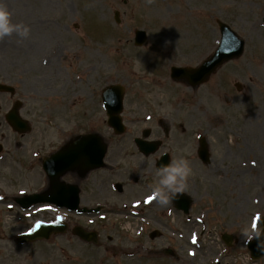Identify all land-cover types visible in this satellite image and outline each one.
Here are the masks:
<instances>
[{"label":"rangeland","instance_id":"rangeland-1","mask_svg":"<svg viewBox=\"0 0 264 264\" xmlns=\"http://www.w3.org/2000/svg\"><path fill=\"white\" fill-rule=\"evenodd\" d=\"M4 2L13 22L31 29L26 40L18 42L15 34L0 40V73L24 102L33 147L46 144L44 153L80 133H98L112 141L108 155L113 160L132 154L127 174L137 175L143 189L144 182L155 183V169L129 139L148 128L149 138L163 144L158 152L190 161L193 174L186 191L195 201L191 219L158 204L166 218L156 223L123 212L128 192L110 197V211L82 216L50 206L23 211L7 197L0 204V264H264V256L253 260L242 243L249 224L256 226L264 216V0ZM218 21L243 38L242 54L195 87L172 79L171 66L195 67L214 51L220 41ZM136 29L147 34L140 46L134 44ZM110 84L124 88L122 134L108 127L102 106L101 90ZM199 136L208 144V163L197 156ZM22 154L26 156V147ZM38 163L0 193L43 187L46 175ZM98 168L83 184L88 193L91 188L97 192L91 179L98 184V172L101 176L108 170ZM74 179L73 174L64 176L67 184ZM85 202L92 203L90 197ZM65 218L70 225L96 230L98 241L87 242L70 228L32 243L7 239L35 221ZM153 228L161 235L150 238ZM223 232L234 235L230 245L221 239ZM167 247L174 255L163 252Z\"/></svg>","mask_w":264,"mask_h":264},{"label":"flooded vegetation","instance_id":"flooded-vegetation-1","mask_svg":"<svg viewBox=\"0 0 264 264\" xmlns=\"http://www.w3.org/2000/svg\"><path fill=\"white\" fill-rule=\"evenodd\" d=\"M24 107V102L23 100L18 96V92L16 90V86L11 82L7 80L2 79V74L0 73V189H3L7 191L8 188H12L15 185L18 184V179H19V173H29L34 170L36 162H39L38 165L46 175V180L43 185V187L35 190V191H25L22 193L16 192L9 194H2L0 193V204H3L6 202V198L10 197V203L12 206H14L16 209H21L19 206L18 199L20 196H23L25 194H31L34 192H45L46 195H52L51 194V184H50V179L47 177V172L44 171L43 168V163L46 159H51V156L57 152L60 151L63 147H65L70 141L74 138L71 137L69 139H65L63 143L57 147H48L44 153H41V149L46 146V144H43L39 148L33 147V134L32 132V123L31 121L24 117V113L22 111ZM14 121H20V125H15L14 126ZM159 124H162V120H159ZM164 131H165V136H167L168 132V126L167 125H162ZM111 129V128H110ZM112 130V129H111ZM126 130V129H125ZM144 130H148L149 135H150V129L144 128L141 131V135H136L132 136L129 141L134 144V148L139 154V156H143L150 158V163L156 169L158 167L159 161L162 159V155L164 153H168L167 150H163L158 152V148L163 146L162 143L158 146V148L149 153L145 154L143 153L139 147H138V140H154L152 138L145 137L142 135ZM82 134V133H80ZM30 135V137H29ZM123 138L121 135H115ZM104 142L106 143V152L104 155V163L100 168H107V172H104L101 176H99L98 172V177H99V182L98 184L95 183L96 179L92 178L91 179V184L96 187L97 192H93L92 188L90 189L91 191L88 193L87 190L83 189V184L88 183L89 175L97 170L99 168H90L88 170H84L82 167V163L78 162L76 163L75 166L69 167L66 169L64 172H62L61 180L67 183L68 181L64 180V176L66 174H73L75 179L71 183V185L75 186L76 189V196L78 197V203L80 208H90L94 209L97 208V212L94 213H88V212H74V214H77L79 216H82L84 214L89 215V214H97L99 212H108L110 211L108 209V204L110 201V197L117 193L118 195H122L126 192H128L130 195V198L126 200L127 204H124V207H128L127 211L125 212L126 215L130 217H141L142 219L145 220H150L151 222H156L159 223L163 219L166 218V213L161 210L162 207H160L156 201V199L151 195L152 192V187L155 183L152 182H144L143 184V189H141V186L139 185V179L138 176H132L131 178L128 177V170L130 168V158H132V154L129 155L128 153L125 154L124 160H113L109 155H108V149L110 148L111 140H106L105 138ZM26 140V141H25ZM198 137V141H199ZM26 147V156L23 154L19 157L18 153L20 151H23ZM156 152L157 155H156ZM156 155V156H155ZM168 163L171 160L170 154L168 153ZM153 156V157H151ZM129 157V159H128ZM37 159V160H35ZM148 177V175L146 176ZM151 177L156 178L155 175ZM84 180V181H83ZM126 181V186L122 184V181ZM156 180V179H155ZM121 182V183H120ZM104 184V187L98 186ZM98 186V187H97ZM3 187V188H2ZM74 189V190H75ZM11 190V189H10ZM12 191V190H11ZM66 192V193H65ZM71 192V191H70ZM85 192V194L83 193ZM69 190H64V196L67 197L69 196ZM183 194V193H181ZM179 194V195H181ZM184 194H188L191 196L192 201H191V207L192 204L195 201V198L192 194L191 191H186ZM183 194V195H184ZM90 197V201L92 203H86L85 201L87 198ZM149 197H152L151 200H149ZM180 197L177 196L170 204H168L167 208H173L177 214H181L186 216L188 219H191V214L190 210L189 213H183L182 209L177 208L176 205L179 204L178 199ZM183 198V196H181ZM180 198V199H181ZM145 201H148L147 203ZM43 205H52L54 207H57L54 203H43L40 205H37L35 207L43 206ZM11 205H9L7 208L8 211H10L12 208ZM34 207H31V209ZM22 210V209H21ZM82 210V209H81ZM159 211V212H156ZM66 213L73 214L72 212L65 210ZM150 212H153V216L150 217L148 215ZM48 220V219H47ZM53 221V219H49L48 222ZM65 222L68 228H70V232H72V228L75 225L79 224H71V221L69 218H65ZM81 226V225H79ZM1 228V225H0ZM27 229H24L23 231H26ZM154 230H157L156 228L151 229L148 232V235H150L151 232ZM22 231V232H23ZM96 232L97 235V241H98V232L96 230H92ZM159 234V231L156 232V235ZM1 235V234H0ZM18 234H13V235H8V238H12L16 241V236ZM161 235V233H160ZM232 239H234V235H232ZM235 240V239H234ZM17 242V241H16ZM18 243V242H17ZM172 251V249H171ZM173 252V251H172ZM1 253V252H0ZM218 262V261H217Z\"/></svg>","mask_w":264,"mask_h":264},{"label":"water","instance_id":"water-1","mask_svg":"<svg viewBox=\"0 0 264 264\" xmlns=\"http://www.w3.org/2000/svg\"><path fill=\"white\" fill-rule=\"evenodd\" d=\"M115 20L118 21L117 12H115ZM218 25L220 30V41L213 53L194 68L172 66L170 75L173 79L185 80L189 85L196 86L204 82L223 62L236 58L242 54L244 49V40L240 38L228 24L218 21ZM146 39V31L141 29L135 30V45L140 46L144 44ZM123 95L124 88L120 84H110L101 90V99L107 115V124L113 129L115 134H121L125 130V125L122 122V117L120 115L123 108ZM15 125L21 126V122L14 121V126ZM147 133V131H144L143 135L147 136ZM137 143L139 149L143 153L149 154L156 150L159 141L138 140ZM105 150L106 145L103 143L98 133L89 132L78 135L60 151L55 152L51 156V159H46L43 163V168L50 178L52 195L48 196L45 192L26 195L18 199L20 205L23 208H27L30 205L42 202H52L57 206L65 207L70 211H85V208L80 210L78 207V197L76 196L75 186L71 184L67 185L60 181L59 178L62 175V172L69 167L75 166L78 162L82 163L84 170L102 166ZM198 155L202 161H209V151L204 138L200 139ZM167 160L168 155L164 154L158 163V167L168 164ZM66 189L69 190L70 193L67 197L64 196V190ZM177 196L180 198L183 196V198L178 199V202L180 201L179 204H177L178 208L187 212L190 202L189 197L185 194H178ZM94 210L96 211L97 209H88L87 211L91 212ZM258 229H264V218L259 220ZM65 230L66 224L62 221H57L55 223L38 222L34 229L21 233L17 237V241L24 243L42 238L47 239L52 233H60ZM73 233L85 240L93 242L97 241L95 232L86 231L80 226H75L73 228ZM155 236L156 232L151 234V237ZM222 238L227 244H230L231 235L223 234ZM247 248L253 259H258L264 256V251L258 250L255 238L247 244ZM165 252L171 253L169 249H166Z\"/></svg>","mask_w":264,"mask_h":264},{"label":"clouds","instance_id":"clouds-1","mask_svg":"<svg viewBox=\"0 0 264 264\" xmlns=\"http://www.w3.org/2000/svg\"><path fill=\"white\" fill-rule=\"evenodd\" d=\"M151 4L152 0H147ZM31 29L23 22H13L12 13L9 11L4 0H0V40L11 37L15 34L19 41L30 37ZM193 174L189 160L182 156L172 158L166 165L155 169L156 181L152 187L151 195L160 206H167L178 194L185 193L188 187V180ZM257 241V248L264 251V229H254L251 224L242 233V243L247 246L253 239Z\"/></svg>","mask_w":264,"mask_h":264},{"label":"snow or ice","instance_id":"snow-or-ice-1","mask_svg":"<svg viewBox=\"0 0 264 264\" xmlns=\"http://www.w3.org/2000/svg\"><path fill=\"white\" fill-rule=\"evenodd\" d=\"M152 199V197H149V200H151ZM146 203L148 202V201H145ZM254 227H255V225H253Z\"/></svg>","mask_w":264,"mask_h":264}]
</instances>
